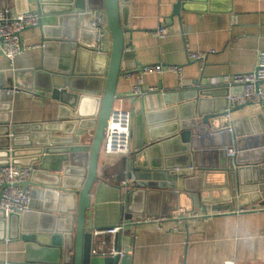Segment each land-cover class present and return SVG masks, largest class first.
Returning <instances> with one entry per match:
<instances>
[{
	"label": "water",
	"instance_id": "water-1",
	"mask_svg": "<svg viewBox=\"0 0 264 264\" xmlns=\"http://www.w3.org/2000/svg\"><path fill=\"white\" fill-rule=\"evenodd\" d=\"M196 1L177 0L172 17H179ZM36 2L39 15L47 10L57 16V24L43 37L40 66L17 71L14 86L49 94L58 103V110L53 121L32 125H11L8 113L0 114V166L33 168L30 179L22 184L33 187L31 210L6 216L0 209V246L21 241L22 259L0 264H130L125 254L91 253L93 230L85 224L90 188L97 179L99 149L116 102L124 51L121 7L125 1ZM84 10L104 11L110 32L109 53L94 49L91 15L83 14ZM37 27H42L41 19ZM25 79L28 85L21 84ZM3 87L0 83V92ZM229 93L227 86H202L201 77L187 85L182 82L180 89L169 92L167 105L173 114L170 133L158 143L152 141L129 162L136 180L145 179L150 184H134L128 193V208L136 203L139 190L170 194L176 204L185 197L193 203L189 212L208 204L214 210L241 209L255 203L264 206V114L230 120L229 114L242 106L226 111ZM5 107L8 110L7 104ZM22 157L27 161H19ZM172 157L181 163L167 164ZM177 178L182 179L183 192H177L175 182H171ZM161 201L166 203L165 196ZM116 251H120L119 244Z\"/></svg>",
	"mask_w": 264,
	"mask_h": 264
},
{
	"label": "crops",
	"instance_id": "crops-1",
	"mask_svg": "<svg viewBox=\"0 0 264 264\" xmlns=\"http://www.w3.org/2000/svg\"><path fill=\"white\" fill-rule=\"evenodd\" d=\"M124 1L121 7L125 26L124 51L115 101L117 104L121 101L122 108L129 111L132 118L130 154L99 156L97 179L90 188V208L86 212L85 224L92 230L103 231L118 225L123 211L126 219H166L130 227L114 238L108 234L95 236L96 253L110 254L119 244V252L130 257V264H264V206L258 203L226 210H214L208 204L189 212L193 203L185 197L176 204L170 194L162 195L157 190L145 194L139 190L134 197L136 203L128 208L126 199L120 205L123 181H127L129 189L138 181L150 184L145 179L136 180L134 172L129 170V162L152 141L158 143L161 137L170 133L173 114L167 105L169 92L180 89L182 82L187 85L200 77L204 87H224L223 75L255 69L258 55L264 51V0H198L190 4L192 8L181 11L179 17H172L177 0ZM0 7L6 9L10 17L24 9L28 12L38 10L36 0H0ZM232 17H236L235 24H231ZM56 24L57 16L46 10L41 17V28L20 32L23 53L12 63L0 49V83L4 86L0 92V114L7 112L11 125L46 123L57 116L58 103L51 100L49 94L36 89L31 92L18 89L7 94V90L15 87L14 74L17 71H30L40 66L43 37ZM161 27L167 30L164 38H158L154 33ZM104 31L102 49L109 53L110 32L107 27ZM188 53L205 55L196 60L189 59ZM50 61L49 58L47 62ZM152 65H162L163 72L143 75L142 95L134 96V83L123 79L122 75ZM170 65L183 67L180 82L175 74L166 70ZM28 83L26 79L21 81L24 85ZM153 88L155 90L150 92ZM229 91V94H238L241 87H229ZM259 112L264 114V110L244 105L230 113L229 118H253ZM27 159L22 157L19 161L26 162ZM178 163L181 162L174 157L167 159L169 165ZM138 164L141 165L140 161ZM172 181L177 192L184 191L182 179ZM190 187H194L193 184ZM29 188L32 194L33 187ZM164 196L166 203L161 201ZM243 209L247 210L241 212ZM141 210L146 212L140 213ZM22 250L23 243L19 240L6 242L0 246V261L18 262L22 259Z\"/></svg>",
	"mask_w": 264,
	"mask_h": 264
},
{
	"label": "built area",
	"instance_id": "built-area-1",
	"mask_svg": "<svg viewBox=\"0 0 264 264\" xmlns=\"http://www.w3.org/2000/svg\"><path fill=\"white\" fill-rule=\"evenodd\" d=\"M83 14L88 13L91 15L90 28L94 32L95 50L97 52H104L103 42L105 40L104 28L107 27L106 16L103 10L98 11H82ZM41 15L38 11H25L16 14L14 17L8 15V11L0 7V49L3 55L10 63L13 59L23 53L20 46L19 35L25 29L35 28L39 24ZM236 23V17H232L231 24ZM158 38H164L167 35V30L164 27L156 29L154 32ZM42 47V45H41ZM205 54L202 53H188L189 59L201 60ZM168 72L176 75L178 81H181L183 67L180 65H170L166 67ZM162 65L141 66L134 71L125 72L122 78L125 80H132L133 95H142L141 85L143 75H150L152 73H162ZM221 81L229 88L238 86L241 91L238 94H228L227 104L229 109L240 107L244 105H252L257 110H264V51H260L257 58V65L251 72L239 73L234 75H223ZM18 90H7L10 94ZM155 89H151L153 92ZM116 103V102H115ZM109 120L105 131V137L99 149L100 155H115V156H128L130 144V130H131V115L129 111L122 108L121 101L117 106L113 105L109 114ZM229 155L233 156L234 151L229 149ZM33 168L19 165H2L0 166V209L4 211L5 215L9 214H23L31 210V190L29 187H23L22 184L27 182L32 175ZM131 178H129L130 181ZM127 181H123V197L120 202L124 204L128 198L129 188H127ZM247 209L241 210V212ZM256 210V209H251ZM165 217L156 218H125L123 211L119 224L113 227L104 229L103 231L93 230V235L108 234L114 238L122 231L132 227L139 226V224L156 223L164 221ZM91 253L97 254L94 246ZM123 253L112 250L110 255H120ZM225 264H233L227 262Z\"/></svg>",
	"mask_w": 264,
	"mask_h": 264
},
{
	"label": "rangeland",
	"instance_id": "rangeland-1",
	"mask_svg": "<svg viewBox=\"0 0 264 264\" xmlns=\"http://www.w3.org/2000/svg\"><path fill=\"white\" fill-rule=\"evenodd\" d=\"M118 105H119V104L115 103V106H117V107H118Z\"/></svg>",
	"mask_w": 264,
	"mask_h": 264
}]
</instances>
